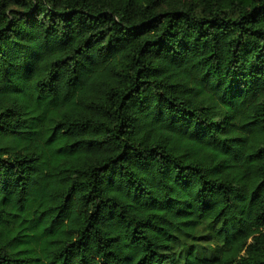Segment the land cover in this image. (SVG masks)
<instances>
[{"label": "trees", "instance_id": "trees-1", "mask_svg": "<svg viewBox=\"0 0 264 264\" xmlns=\"http://www.w3.org/2000/svg\"><path fill=\"white\" fill-rule=\"evenodd\" d=\"M0 264H264V0H0Z\"/></svg>", "mask_w": 264, "mask_h": 264}, {"label": "rangeland", "instance_id": "rangeland-1", "mask_svg": "<svg viewBox=\"0 0 264 264\" xmlns=\"http://www.w3.org/2000/svg\"><path fill=\"white\" fill-rule=\"evenodd\" d=\"M208 234L209 226L207 225V223H204L201 227L198 228L194 238L190 239L183 236L180 237L179 245H175L173 247V251L176 252L179 257V253L182 251L180 244H182L183 242H187L188 244L194 243L196 248V254L198 257H209L212 255L214 243L212 241L207 242Z\"/></svg>", "mask_w": 264, "mask_h": 264}]
</instances>
